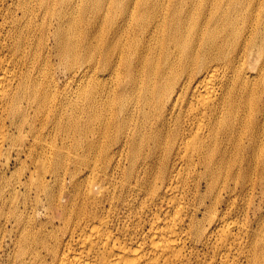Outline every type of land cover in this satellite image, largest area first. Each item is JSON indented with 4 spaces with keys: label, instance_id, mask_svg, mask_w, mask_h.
<instances>
[{
    "label": "bare ground",
    "instance_id": "obj_1",
    "mask_svg": "<svg viewBox=\"0 0 264 264\" xmlns=\"http://www.w3.org/2000/svg\"><path fill=\"white\" fill-rule=\"evenodd\" d=\"M256 200L264 0H0V264H264Z\"/></svg>",
    "mask_w": 264,
    "mask_h": 264
},
{
    "label": "rangeland",
    "instance_id": "obj_2",
    "mask_svg": "<svg viewBox=\"0 0 264 264\" xmlns=\"http://www.w3.org/2000/svg\"><path fill=\"white\" fill-rule=\"evenodd\" d=\"M102 15L103 14H99L98 12H93V13H90L89 15H88V17H87V19H86V23L85 24H83V28L85 29L88 25H94L95 24V20H97V19H99V18H101L102 17ZM129 34L130 35H132L133 34V32H132V30H129ZM122 37H125V35L124 36H122ZM67 76V82L68 81H70V77H71V74H67L66 75ZM66 82V83H67ZM77 92H78V90L77 89H75L74 91H71L70 89L68 90V92H66V94L64 95V97L67 99V104L69 103V100L70 99H72L73 97H75L76 98V100L79 102V103H81V104H85V100L81 97V98H77ZM52 94L53 95H55L56 94V91H52ZM69 99V100H68ZM240 158L242 159V156H240ZM49 169H51V170H53V165H49V167H48ZM44 170V168L43 167H39V170H38V172H41V171H43ZM13 172H15V175H18L16 178H14V179H12V181H9L11 178V176H15V175H10L9 176V178H6L5 180L6 181H9V183H7V182H4L3 183V190H4V192L6 193V194H8V195H6V196H10V194L12 193V190H11V188H12V184L14 183V182H17V179L20 177L21 179H22V176H23V172H22V170L20 169V168H17V169H15ZM66 173H67V170L66 171H63L62 173H61V175L59 176L58 175V177H57V180H56V182H55V184H57L58 185V187L56 188V191L58 192L54 197L57 199V198H59L60 197V193H66L67 192V188L68 189H70L71 191H72V193H75V190H77V192H78V195H77V198L75 199L74 197L71 199V200H81V193H80V184H77L76 186H74L73 184L71 185V184H67V185H65V186H63V185H61V183H62V180H63V178L66 176ZM36 177H38V178H41L42 177V175H39V176H36ZM52 178V177H51ZM50 178V179H51ZM52 185V184H51ZM144 191V190H143ZM120 194H121V190H118L117 192H115V194H113L112 196H108V197H106V198H104L103 200H119V202L117 203V207H116V210H115V217H114V223L115 224H118V219H117V215H118V210H119V207H121L122 205H123V199L122 198H120ZM44 197L45 196H42V200H45L44 199ZM46 199L48 198V197H45ZM148 198H149V196H148ZM68 200H69V197H68ZM136 200V199H135ZM262 201L263 200H256V202L255 203H253V205H252V207H254V208H256V210L253 212L252 210H251V212H250V214L247 212V218L249 219V220H251L252 219V217L255 219L256 218V216H257V214L259 215L260 214V216H259V220H258V226H260L262 223H263V221H264V210H262L261 211V209H258L261 205H263L262 204ZM264 206V205H263ZM109 208V205H107V209ZM121 216L122 217H124V214H121ZM47 216L45 215V213H43L42 212V218L43 219H45ZM46 221V220H45ZM6 247H8V246H5L4 247V252H3V257H2V259H3V264H13V261H15L16 262V257H15V254H17V249H16V247H9V248H6ZM23 255V254H22ZM16 264H18V262H16Z\"/></svg>",
    "mask_w": 264,
    "mask_h": 264
}]
</instances>
